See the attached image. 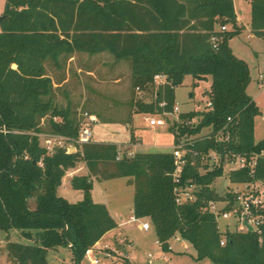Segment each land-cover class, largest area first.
<instances>
[{
    "label": "trees",
    "instance_id": "1",
    "mask_svg": "<svg viewBox=\"0 0 264 264\" xmlns=\"http://www.w3.org/2000/svg\"><path fill=\"white\" fill-rule=\"evenodd\" d=\"M2 16L0 231L18 229L31 241L8 239L6 252L12 264H50L49 250L59 246L70 248L72 264H82L86 250L117 227L108 206L93 199V177L128 178L134 187V214L151 220L163 250H170L169 241L179 234L194 247L197 260L264 264V224L260 232H222L215 215L203 211L209 201L234 202L236 194L233 190L220 193L212 186L224 174L223 167L203 165L201 154L210 149L221 157L264 152V138L255 141L260 110L247 93L250 69L229 45L244 29L238 24L233 0H5ZM225 26L232 28L222 31ZM251 29L254 36L264 37V0H251ZM103 53L116 61H130L135 89L155 88L156 75L167 78L156 87L152 102L132 100V107L142 114L171 113L175 89L186 76L211 77L206 92L211 108L182 113L180 122L169 127L175 145L186 140L180 184H197L196 200L183 204L175 200L178 184L172 150L129 156L116 144L92 142L70 153L55 149L49 154L41 145L42 133L70 141L79 134L75 114L55 102L46 65L60 68L75 54ZM47 116L49 123L42 126ZM53 117L62 121L54 122ZM204 129L211 133L201 135ZM219 132L223 141L217 140ZM120 152L123 155L118 158ZM81 160L89 172L74 175L71 184L83 191V198L71 202L59 195L58 188L67 170ZM229 179L232 184L264 182V154L259 155L254 171L232 170Z\"/></svg>",
    "mask_w": 264,
    "mask_h": 264
},
{
    "label": "rangeland",
    "instance_id": "2",
    "mask_svg": "<svg viewBox=\"0 0 264 264\" xmlns=\"http://www.w3.org/2000/svg\"><path fill=\"white\" fill-rule=\"evenodd\" d=\"M237 14L240 17V26H244L242 32L232 38L229 45L234 55L244 60L250 69L251 83L247 88V93L251 96L260 110V114L255 119V141L260 142L264 138V37L258 38L252 34L251 29V5L248 1L234 0ZM5 9V0H0V16L3 15ZM241 12V14H240ZM231 29L232 27L229 26ZM220 28L218 27V30ZM62 62L60 68L48 63L46 65L47 74L57 71V73H63V70H67L69 74V82L64 87V90H57L55 97L56 104L61 108H70L72 113L75 114L77 119L83 121L84 113H88L87 106H82V84L79 78V69H91L99 74L100 89H94L93 86L88 83L87 99L89 103L97 102L96 106L101 113L103 119H115L120 116L125 117L127 110H132V100H151L155 99V89L149 88L144 93L135 89L132 84V73L130 61H116L114 57L108 53L96 54V55H79L74 58L72 62L67 64ZM68 65V66H67ZM64 70V71H65ZM55 73V72H54ZM66 73V72H65ZM120 78L121 82H115ZM212 84L211 77L205 79L194 80L191 76H186L182 85L175 89V104L180 108V112L187 113L191 111L202 112L207 109L209 97L206 94L210 91ZM96 91L95 94L93 92ZM142 95L143 98H140ZM129 104V105H128ZM173 115L165 116V119L170 126L172 124L169 117ZM44 124L48 125L50 116L43 118ZM142 120V119H141ZM197 121V120H196ZM103 122V121H101ZM139 128L143 125L139 119L135 122ZM144 126V125H143ZM165 129V128H164ZM143 130V131H142ZM138 134L143 137L144 143L150 142L152 139V133L144 129H138ZM211 133V129H204L201 135H208ZM137 134V135H138ZM163 135V134H162ZM41 145L43 144V137L39 136ZM163 138H167L171 141V135L165 133ZM172 150V149H171ZM138 151H170V149H139ZM204 171V169H201ZM126 178H115L109 180L107 188L110 192L111 202L120 207V212L127 219L130 208L131 195L134 194L132 186H128L124 180ZM66 184V182H65ZM212 186L220 193H225L236 186L229 181L228 174L225 172L221 177H218ZM73 194L81 193V190L72 188L69 186ZM66 185L60 188V195H64L66 192ZM259 189H264V185L259 186ZM70 198H73L71 196ZM31 205H34L33 199ZM219 228L224 232L225 228H233V219L218 220ZM123 228V230H122ZM127 232L134 239V245L129 247L130 262L124 260H117L114 257L124 258L119 253L127 248L129 236L121 235L120 238H125L122 243L116 241V249H104L100 250V263L99 264H215L209 259L197 260L195 259L196 250L191 244L190 253H185L184 240L180 235L171 239L172 250H163L159 245L155 229L152 226L148 231H144L139 228L137 223H129L123 225V227L116 229L115 232ZM8 239L17 242L29 243L31 242L27 238L23 237L18 229H13L9 233L0 231V264H12L11 260L6 257V244ZM110 238V235L102 239V244H105ZM118 251V252H117ZM180 251V252H177ZM105 252H109L111 255L107 256ZM151 253L152 257H148ZM50 264H72V252L67 246H59L57 249H50L48 253ZM82 264H92L91 258L85 256L82 260Z\"/></svg>",
    "mask_w": 264,
    "mask_h": 264
},
{
    "label": "built area",
    "instance_id": "3",
    "mask_svg": "<svg viewBox=\"0 0 264 264\" xmlns=\"http://www.w3.org/2000/svg\"><path fill=\"white\" fill-rule=\"evenodd\" d=\"M243 1V0H240ZM229 26L222 27V31H228ZM213 41H217V38H213ZM167 78L163 75H156L154 77V85L157 87L166 83ZM139 90V88H137ZM165 104H161L164 106ZM211 108V104L208 102L207 109ZM206 109V110H207ZM168 114V113H167ZM164 115H150L148 117V124L151 127H165L168 125ZM173 115L175 119L173 122H180V108L178 105H174L173 111L169 113ZM83 121L79 120V134L74 141H70L66 137L52 134V133H42L39 136L43 137L42 146L47 149L48 153L51 154L55 149H65L66 152L70 153L81 149L83 145L90 144L93 142L94 133L93 125L98 122L97 118L89 113H84L81 115ZM54 122H61L62 118L53 117ZM197 121L193 120L187 122L188 125L196 123ZM44 120H42V124ZM222 132H219L217 140L223 141ZM225 140H228L226 136ZM186 140L182 138L180 143L172 149L173 155L175 157V170L173 172L174 181L178 184L174 188L175 200L178 204H183L186 202H191L196 200L197 195L196 191L198 189L197 184L188 183L186 185L180 184L181 182V171L183 166L186 163V153L188 149H185ZM195 155L198 154L197 151L193 152ZM261 154L253 153L250 157L241 154H225L223 157L220 156L219 152L215 149H210L208 152L201 154V163L203 165H208L210 168L222 166L225 172L228 174L232 170L240 169L243 167H248L251 171H254L255 166L257 165L259 155ZM120 152L118 158L122 157ZM204 169V168H202ZM205 170V169H204ZM230 181V179H229ZM264 185V182L261 180L234 184L236 187L232 188L235 192L234 202L229 200L223 201H209L206 205L203 206V211L213 213L217 219H233L234 226L233 228H225L224 232L228 230H237V231H258L260 232L261 225L264 224V189H259V186ZM140 218L135 216L131 217V220L140 222V227L144 230H149L152 227V223L148 221H140ZM249 226L252 227V230L249 229ZM223 232V231H222ZM222 244L225 243V239L221 241ZM171 249V246H170ZM107 256L111 254L105 252ZM85 256L91 258L92 264H98L100 262V254L96 253L94 247L89 248L85 252ZM152 257V254L149 253V258Z\"/></svg>",
    "mask_w": 264,
    "mask_h": 264
},
{
    "label": "crops",
    "instance_id": "4",
    "mask_svg": "<svg viewBox=\"0 0 264 264\" xmlns=\"http://www.w3.org/2000/svg\"><path fill=\"white\" fill-rule=\"evenodd\" d=\"M243 1H248L250 2L251 5V0H243ZM234 2V0H233ZM235 6V3H234ZM235 11H236V7H235ZM237 14V11H236ZM241 14V12H240ZM237 20H238V24L240 25L241 21H240V17L237 14ZM1 31V28H0ZM105 54V53H103ZM79 55H87V54H75L74 56H72L67 64L69 65L70 62H72L74 60L75 57L79 56ZM67 65V66H68ZM69 67V66H68ZM68 67L66 68L67 70H63V73H57V71H54L52 73H49L48 76L52 79L54 87H55V92H57V90H64L66 84L69 82V74H68ZM66 72V73H65ZM79 78L82 84V100H81V104L82 106H87L88 109V113L90 115H93L97 118L98 122L95 123L93 125V133H94V138H93V142L96 143H112V144H116L119 149H121V151L123 153H126L127 155L131 156L134 155L136 152H139V149H174L175 145V138L174 135L169 131V125L165 126V127H151L148 124V117L150 116V114H142V113H138L136 112L135 108H132V110H127V113H125V117L120 116L119 118H115L113 119H103L101 117V113L99 112V109L97 108V102H93V103H89V100L87 99V89L89 86H87L86 84L90 83L94 89L98 88L100 89V79H99V74H97L94 70L91 69H83L80 70L79 69ZM115 82H121L120 78H118V80H116ZM158 87V86H157ZM156 91V86L155 88ZM140 91V89H139ZM144 93L146 92L145 90H142ZM96 91L93 92V94H95ZM58 95V93H56ZM155 94V93H154ZM140 98H143L142 95L140 96ZM145 102L149 103L152 102L151 100H145ZM129 105V104H128ZM132 105V104H131ZM167 114V113H166ZM182 114V112H181ZM170 114L168 113L166 116H169ZM139 119L140 122H142V125L140 128L139 126L137 127L135 124L136 120ZM142 119V120H141ZM175 119L174 116L169 117V120H171V122ZM197 119H195L196 121ZM103 121V122H101ZM165 128V129H164ZM138 129H144L147 130L148 132L152 133V139L150 142L148 143H144L143 141V135L140 136V134H138ZM143 131V130H142ZM169 133L171 135V141L167 138H163V135L165 133ZM138 134V135H137ZM163 134V135H162ZM76 151V150H75ZM145 152V151H144ZM89 170L87 167V164L85 161L81 160L78 161L76 166L71 167L67 170L65 176L63 177L62 180V184L59 186L58 188V193L60 195V188L63 185H66V192L64 193V195H62L63 197H65L67 200L71 201V202H77L79 200H81L83 198V191L81 190V193L78 194H73L71 188L69 186H72L71 184V179L74 175H86L88 174ZM122 178V177H119ZM126 178V177H124ZM115 179V178H113ZM111 180V179H107V180H97L95 177H93V189H92V196L95 202H101V203H105L112 216L115 218V220L117 221L118 225L117 227L111 229L110 231H108L107 233H105V235L94 245V249L96 251V253H99L100 250H103L106 248L108 249H116V244H118L116 241L118 240L120 243H122V241H124L123 238H120V236L123 235H128L129 239L128 241L130 242L127 246V248H125L124 250H122L119 254L124 256V258H119V257H114V259L117 260H124L127 262H130V258H129V247L134 245V239L130 236L129 233L127 232H115L116 229H119L121 227H123V225L129 224V223H137V225L139 226L140 229H142L140 227V222L138 221H133L131 220V217L134 215V210H133V201H134V194H132L131 199H130V212L129 215L127 217V219L124 220V217L119 214L120 212V207L114 205L111 202L110 199V192L107 188V182ZM66 182V184H65ZM124 182L128 185V186H132V184H130L128 182V178H126L124 180ZM134 189V187H133ZM80 190V189H79ZM71 196L74 197L70 198ZM140 221H148L151 222V220L148 217H141L139 219ZM123 230V228H122ZM144 230V229H142ZM144 231H148V230H144ZM110 238L105 244H102V239L109 236ZM177 236V235H176ZM182 239V238H181ZM184 240V239H182ZM159 243V242H158ZM169 244L171 246L172 251H174V248L172 246L171 240L169 241ZM190 244L188 241L184 240V248H185V253H190ZM160 245V243H159ZM69 248V247H68ZM70 249V248H69ZM118 252V251H117ZM180 252V251H177ZM195 256V255H194ZM6 257H8L6 255ZM149 257V254H148ZM100 263V262H99ZM98 263V264H99Z\"/></svg>",
    "mask_w": 264,
    "mask_h": 264
},
{
    "label": "water",
    "instance_id": "5",
    "mask_svg": "<svg viewBox=\"0 0 264 264\" xmlns=\"http://www.w3.org/2000/svg\"><path fill=\"white\" fill-rule=\"evenodd\" d=\"M3 19H4V16H0V23H1V21H2ZM249 229L252 230V227L249 226Z\"/></svg>",
    "mask_w": 264,
    "mask_h": 264
}]
</instances>
